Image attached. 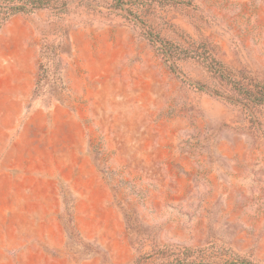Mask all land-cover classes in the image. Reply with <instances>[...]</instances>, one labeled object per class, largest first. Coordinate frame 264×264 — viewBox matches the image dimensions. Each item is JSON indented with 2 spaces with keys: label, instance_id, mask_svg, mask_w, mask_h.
<instances>
[{
  "label": "rangeland",
  "instance_id": "1",
  "mask_svg": "<svg viewBox=\"0 0 264 264\" xmlns=\"http://www.w3.org/2000/svg\"><path fill=\"white\" fill-rule=\"evenodd\" d=\"M0 54V264H264V0H52Z\"/></svg>",
  "mask_w": 264,
  "mask_h": 264
},
{
  "label": "trees",
  "instance_id": "2",
  "mask_svg": "<svg viewBox=\"0 0 264 264\" xmlns=\"http://www.w3.org/2000/svg\"><path fill=\"white\" fill-rule=\"evenodd\" d=\"M16 2H4L0 1V27L14 14L19 12H32L34 9L40 7H48L51 4L52 0H15ZM118 1V0H117ZM165 49L164 54L169 53L168 48H166L162 44ZM242 91H244L242 93ZM238 92L241 97L235 101L244 100L245 103H253V104H264V96L263 94H256L250 90H242L238 88ZM247 105V104H245ZM251 264L250 262H244ZM173 264H192V262H185L181 260V258L174 260Z\"/></svg>",
  "mask_w": 264,
  "mask_h": 264
},
{
  "label": "crops",
  "instance_id": "3",
  "mask_svg": "<svg viewBox=\"0 0 264 264\" xmlns=\"http://www.w3.org/2000/svg\"><path fill=\"white\" fill-rule=\"evenodd\" d=\"M1 55V54H0ZM2 56H0V76L2 73H11L14 74V76L18 77V73H19V69L18 67H14L12 62H8L7 65L4 67L3 63H2ZM0 111H2V108L0 109ZM4 121V115L2 113H0V125L3 126V122ZM0 144H2V142H0ZM2 150H3V146L0 145V173L2 172V167H3V163H2Z\"/></svg>",
  "mask_w": 264,
  "mask_h": 264
}]
</instances>
